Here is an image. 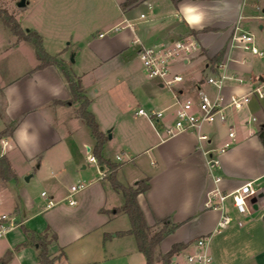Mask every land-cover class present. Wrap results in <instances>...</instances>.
<instances>
[{
  "label": "crops",
  "instance_id": "crops-1",
  "mask_svg": "<svg viewBox=\"0 0 264 264\" xmlns=\"http://www.w3.org/2000/svg\"><path fill=\"white\" fill-rule=\"evenodd\" d=\"M71 1L78 4V10L79 3L84 0ZM92 1L100 5L96 16L103 23L100 29L94 27L88 30L86 41L71 43V40L65 45L64 37L58 34L55 35L56 40L50 43V46L58 47L52 50L44 35L40 34L46 51L62 58L70 74L82 81L91 100L89 109L98 123L99 110L119 118L128 112L127 108H133L132 118H144L152 127L148 132L140 128L136 131L141 142L138 151H133L130 144H125L123 152L129 154L137 169L130 176L132 183L149 178V189L137 197L146 222L154 225L169 218L173 223L180 224L161 241L159 251L166 253L175 243L185 245L180 251L193 250L197 238L211 235L209 248L216 264H264V146L257 136V131L264 125V97L259 99L251 96L249 103L242 109H229L227 123L205 124L201 132L208 135L207 140L199 139L195 131L170 136L165 129L172 121L170 110L156 126L146 117L137 115L136 111L140 107L158 110L171 108L174 103L172 92L160 79L149 77L143 72L145 70L136 80L130 66L132 60L140 57V49L156 48L161 43L190 35L191 30H196L197 33L192 35L200 44L199 59L192 56L181 61L185 72L180 71L182 69L178 67V61L172 67L174 72L184 78L177 84L180 97L196 96L197 88L213 94L214 88L206 82V78L220 73L216 67L219 62L227 63V73L243 78L241 84L234 78L228 79L225 95L229 97L233 93H246L254 76L264 77V56L250 54L240 47H231L230 40L237 25L249 31L243 26L245 17L257 18L258 14L244 15L249 0H179L177 3L173 0H139L137 5L127 11L121 8L124 0ZM255 3L261 7L264 18V3H260V0ZM184 7H194V14H202L201 19L190 23L182 11ZM142 13L145 14L144 18L140 17ZM125 19L131 20L134 28L99 37L100 33ZM258 27L264 30V22L259 23ZM82 41L91 48L94 60H88L84 55L83 48L79 47ZM22 44L18 42L17 49ZM259 46L264 48V45ZM31 55L27 69L15 77L0 81V133L16 121L13 133L8 136L9 145L0 152V156L4 154L8 157L16 174V182L3 181L0 188L9 191L11 207L17 216L22 214L24 201L12 194L15 185L20 183L19 168L24 163L29 166L35 164V172L45 166L58 174L59 179H63L66 171L72 168H68V164L79 162L84 170L93 164L88 161L83 150L86 147V151L90 152L86 123L77 114L79 102L71 101L62 71L53 65L35 70L39 61L35 52H31ZM69 57H73V60ZM213 58L218 60L212 62ZM109 81L126 82L129 85L115 87L119 88L115 93L111 92L112 87L108 84L96 87V83L105 84ZM100 94L101 99L96 103ZM116 97L121 98V102H117ZM95 107L100 109L97 111ZM228 124L234 125L236 139L220 155L217 172L222 179L215 182L210 174L206 151L221 146L227 140ZM113 137L114 134L111 135ZM74 149H77V154ZM140 155H147V160L138 158ZM95 164L102 176L97 174V167L95 170L92 168L89 182L96 184L103 181V184L95 190L96 201L88 209L95 212L94 218L90 221H72L61 231L56 227V233L52 231L54 229H49L52 226L47 219L43 227H27L24 224L27 219L16 218L24 228V235L9 236L0 246V261L7 252H11L10 258L3 264H12L13 261L29 264L31 260L28 259L33 252L31 246L36 248L38 260L39 246L38 243L29 242L31 233H47L49 237L55 235L49 244V252L53 256H61L63 264H146L135 236L131 233L119 234L130 229V220L126 222L121 218L118 221L121 213H111L123 202L114 190L115 193L108 195L104 167L98 160ZM253 180L260 181L262 185L259 193L248 203L249 213H238L231 198L223 202L222 209L207 207L206 203L212 198L214 189L229 192ZM222 213H228L233 220L225 228L216 231ZM57 216L62 214L58 213ZM238 221L242 224L239 225Z\"/></svg>",
  "mask_w": 264,
  "mask_h": 264
},
{
  "label": "rangeland",
  "instance_id": "rangeland-1",
  "mask_svg": "<svg viewBox=\"0 0 264 264\" xmlns=\"http://www.w3.org/2000/svg\"><path fill=\"white\" fill-rule=\"evenodd\" d=\"M27 4L25 7H19V0H0V81L8 80L16 75L20 74L23 69H27L28 63H30V59L32 58L31 52L34 53L32 47L25 41L21 40L19 37L14 35L11 32V29L6 25V15L15 18L19 28L23 31H27V29L37 30L39 33L43 34L48 47L50 49H57L58 46H50V43L56 40L55 35L60 34L63 36V43L68 45V42L76 43L77 40L86 41L87 33L90 29L94 27H102L103 20L99 19L96 16V10L100 6L97 3H93L92 0H84L79 3V9H76L75 2L71 0H26ZM257 0H249L246 8L244 10V15H256L260 14V10H257L255 7V2ZM260 3H264V0H260ZM264 22V18H252L245 17L243 20L244 28L251 31L255 36V42L258 45H264V30L259 29V23ZM104 29V28H102ZM89 30V31H88ZM112 34V33H110ZM258 40V41H257ZM82 44L79 43V47H82L84 50V55L88 60H94L93 53L91 48L88 47L84 42ZM18 42H22L20 48L17 49L16 45ZM54 47V48H53ZM192 55L199 59L198 52H193ZM66 53H64V57ZM72 60V57H69ZM178 61V67H180L181 72H185V66ZM180 61V62H179ZM174 65V64H173ZM131 73L137 77L142 74L144 70L142 61L140 57L135 58L130 63ZM193 71L192 69H189ZM145 72V71H143ZM131 82L132 79H131ZM111 85V92L115 93V90H119V88H124L129 83H96V87H100L102 85ZM119 86V88H115ZM90 92L94 95L92 87H90ZM104 96V92H102ZM98 95V99H101V95ZM106 96V95H105ZM117 102H121V98L116 97ZM95 109H100L96 108ZM91 110V109H90ZM128 112L121 114L116 118V115L110 116L108 112L99 110L98 117L100 128L106 133L108 140L105 144L104 155L111 159L114 162L120 164V167L117 170V177L123 183H132L130 180V176H132L137 170L131 161L129 154L123 152V148H126L125 144H130V147L133 151H138L141 148V142L138 141V136L136 131L138 128L142 129L146 132L148 130H152L148 121L144 118H139L138 120H134L132 117L133 108H127ZM110 126H107L109 125ZM109 129H111L109 131ZM113 129V130H112ZM86 130H88V138H89V147L90 152L86 151V147H84L85 156L93 153V147L95 140L91 135V131L89 127L86 125ZM114 134V137L111 138V135ZM138 143L140 144L138 146ZM0 144V152L2 150ZM74 153L77 154V149H74ZM117 155L119 158L117 159ZM79 156V155H78ZM138 158L142 160H147V155H140ZM136 161V160H135ZM36 165H27L24 163L19 168V180L20 183L15 185L13 189L14 196L18 195L24 201V206H22V214L17 216L12 210V201L11 195L8 193L9 191H3L0 188V215L2 213L10 214L15 216L17 219L23 220L27 219L24 223L27 227H43V223H45V219H47L50 225L49 229L53 232H57L56 227L61 231L67 224H70L72 221H81V220H91L94 218L95 212L90 211L91 204L96 201L95 190L97 188H101V184L103 181H99V183H90L89 175L90 170L92 168L97 167V164L93 163L88 166L86 170L82 168V165L78 162L77 164H68V171L63 179H59L58 174L51 172L47 167L42 166L37 172L34 171ZM97 174L102 176V172L97 167ZM81 175V176H80ZM28 178V179H27ZM128 179V180H126ZM79 181H83L87 184V186L74 194V199H76L75 205H69L67 197L69 195V188L72 184H75ZM2 180H0V187L2 186ZM110 183V182H109ZM108 181L105 180V187L108 190V195H111V192H114L111 188ZM45 191L48 196L56 203L53 207H46V199L41 196V192ZM16 192V193H15ZM115 193V192H114ZM113 193V194H114ZM121 198V203L123 199L119 193H115ZM119 194V195H118ZM104 196V194H103ZM116 197V198H117ZM18 198V200L20 199ZM119 198V197H118ZM107 199V198H106ZM83 209L81 212H77L76 210ZM60 213L62 216L58 217L57 214ZM56 218L54 219V217ZM53 217V218H52ZM124 218L127 222L128 216L126 213H121L120 217H118V221ZM57 219V221H56ZM51 221V222H50ZM53 223V224H52ZM23 226L21 224L15 226L10 231L6 233V235L0 238V246H2L9 236L15 235H24ZM132 236V235H128ZM33 252H31L32 256H30L31 261H28L29 264H41L37 260L36 256V248L35 246H31ZM49 248V247H48ZM40 250V249H39ZM161 252V251H160ZM55 264H63L61 261V256H53ZM155 257L157 255L155 254ZM14 262V261H13ZM12 264H18L13 263ZM155 264H160L159 261H155Z\"/></svg>",
  "mask_w": 264,
  "mask_h": 264
},
{
  "label": "built area",
  "instance_id": "built-area-1",
  "mask_svg": "<svg viewBox=\"0 0 264 264\" xmlns=\"http://www.w3.org/2000/svg\"><path fill=\"white\" fill-rule=\"evenodd\" d=\"M257 10L261 7L255 3ZM141 18L145 14H140ZM257 18H262V13L256 15ZM126 28H134V23L131 20L125 19L106 32L100 33L99 37L105 36L107 33H116ZM231 47H240L250 54L257 56H264V48L260 47L255 42V36L237 25L231 36ZM200 44L196 37L192 34L183 36L168 43H161L156 48H142L139 51V56L142 61L146 74L151 78H158L164 86H166L173 94L174 103L168 109L144 108L137 109L136 114L146 117L155 126L158 121L163 119L167 111L172 116L170 124L165 126L167 133L170 136L185 131H195L201 140H207L208 135L201 132L205 124L227 123L228 110H240L249 103L251 96H256L261 99L264 97V77L254 76L250 81V87L244 94H231L227 97L224 93L226 81L228 79H235L239 84L243 83V78L235 77L233 74L227 73L228 65L226 62H219L216 67L220 73L210 75L206 78V82L213 86L214 93L197 88L196 96L181 98L178 92L177 84L183 81V76L173 71L172 67L175 61L189 59L193 52H199ZM255 119V118H253ZM227 140L219 147L206 151L208 158V165L210 174L215 182H219L222 178L217 172L220 167V155L226 152L236 139V131L234 125L228 124ZM2 149L9 145L8 136L0 138ZM119 158V156H118ZM88 161L97 163V158L94 154H88ZM262 183L258 180L246 182L229 192H223L219 188L214 189L211 194L212 198L206 203L208 208L222 209L223 202L227 198H231L234 207L240 214L249 213L248 203L253 196H256L261 190ZM87 186L83 181L72 184L69 188V195L67 197L70 205L76 204L74 194L83 190ZM41 196L46 199V207L51 208L56 203L48 196L45 191L41 192ZM1 204V198H0ZM233 218L228 213H222L216 231L225 228L232 222ZM21 224L15 216L2 213L0 215V238L4 237L8 231L15 226ZM241 225L242 222L238 221ZM211 235L201 236L194 242L193 250H184L176 252L169 264H216L214 257L210 252L209 243Z\"/></svg>",
  "mask_w": 264,
  "mask_h": 264
},
{
  "label": "trees",
  "instance_id": "trees-1",
  "mask_svg": "<svg viewBox=\"0 0 264 264\" xmlns=\"http://www.w3.org/2000/svg\"><path fill=\"white\" fill-rule=\"evenodd\" d=\"M178 1L179 0H173L174 3H177ZM138 3L139 0H124L121 3V8L123 11H127ZM6 19V25L11 29V32L21 40L27 42L33 48L36 58L39 61L35 70L42 69L50 65L60 68L66 79L68 89L71 94V101L79 102L77 114L85 121L93 138L95 139L93 153L98 162L104 167L105 178L110 182L113 190L119 193L123 199L122 205L114 208L111 213H126L130 220V229L119 232V234L131 233L135 236L138 249L146 258V264H155V261H159L160 264H169L172 256L176 252L183 249L185 245L183 243H175L166 253L159 251V245L161 241L167 235L172 233L180 224L173 223L169 218L157 222L154 225H149L146 222L137 197L140 193H144L149 189V178L146 177L140 179L132 185H126L117 178V170L120 167V164L108 159L104 155L107 135L101 130L97 118L89 109L91 100L86 94L82 81L79 78H74L70 74L66 63L62 58L58 55H52L46 51L42 36L38 31L34 29H27V31H23L19 28L15 18L6 15ZM190 33L196 34L197 31L191 30ZM216 60L218 59H211L212 62H215ZM15 125L16 121H13L4 131L0 133V138L11 135ZM257 136L264 146V125L257 131ZM0 180L11 183L16 182V174L8 157L4 154L0 156ZM53 238H55V235L49 237L47 233L38 235L31 233L29 237V242L38 243L40 249L38 260L41 264H55L48 248ZM155 254L157 257H155ZM10 256L11 252H7L5 257L0 261V264L6 262Z\"/></svg>",
  "mask_w": 264,
  "mask_h": 264
},
{
  "label": "clouds",
  "instance_id": "clouds-1",
  "mask_svg": "<svg viewBox=\"0 0 264 264\" xmlns=\"http://www.w3.org/2000/svg\"><path fill=\"white\" fill-rule=\"evenodd\" d=\"M182 11L185 13L186 18L190 23L197 22L201 19L202 14H194L196 13V9L194 7H184L182 8Z\"/></svg>",
  "mask_w": 264,
  "mask_h": 264
},
{
  "label": "water",
  "instance_id": "water-1",
  "mask_svg": "<svg viewBox=\"0 0 264 264\" xmlns=\"http://www.w3.org/2000/svg\"><path fill=\"white\" fill-rule=\"evenodd\" d=\"M26 4H27V1L26 0H19V2H18V6L19 7H25ZM72 60H73V57H72Z\"/></svg>",
  "mask_w": 264,
  "mask_h": 264
}]
</instances>
